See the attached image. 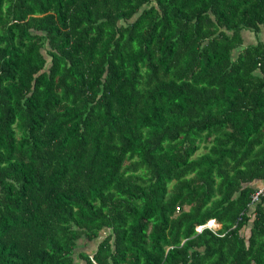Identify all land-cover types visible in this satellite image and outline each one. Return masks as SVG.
Segmentation results:
<instances>
[{
    "label": "trees",
    "instance_id": "trees-1",
    "mask_svg": "<svg viewBox=\"0 0 264 264\" xmlns=\"http://www.w3.org/2000/svg\"><path fill=\"white\" fill-rule=\"evenodd\" d=\"M263 29L264 0H0V264H264Z\"/></svg>",
    "mask_w": 264,
    "mask_h": 264
},
{
    "label": "crops",
    "instance_id": "crops-1",
    "mask_svg": "<svg viewBox=\"0 0 264 264\" xmlns=\"http://www.w3.org/2000/svg\"><path fill=\"white\" fill-rule=\"evenodd\" d=\"M261 40L264 42V29L261 31V33L258 35V36H255V34H253L251 31H249L247 34H246V43H250V42H254L255 40ZM218 226H217V229L221 227V224L217 223Z\"/></svg>",
    "mask_w": 264,
    "mask_h": 264
},
{
    "label": "clouds",
    "instance_id": "clouds-1",
    "mask_svg": "<svg viewBox=\"0 0 264 264\" xmlns=\"http://www.w3.org/2000/svg\"><path fill=\"white\" fill-rule=\"evenodd\" d=\"M263 187H264V185H263V186H260L259 189H261V188H263ZM259 189H258V190H259ZM214 220H215V219L209 220V221L207 222V223H208V226H207V227H211L212 225H210V222H211V221H214ZM215 222H216V220H215ZM207 223H206V224H207ZM216 223H217V222H216ZM206 224H205V225H206ZM203 226H204V225H203ZM199 227H202V226H198L197 228H199ZM212 228L217 229V226H214V227H212ZM202 229H203V228H202ZM198 231H200V228H199Z\"/></svg>",
    "mask_w": 264,
    "mask_h": 264
},
{
    "label": "built area",
    "instance_id": "built-area-1",
    "mask_svg": "<svg viewBox=\"0 0 264 264\" xmlns=\"http://www.w3.org/2000/svg\"><path fill=\"white\" fill-rule=\"evenodd\" d=\"M263 192H264V187L261 188V189H259V190L253 195V200H256L258 194L263 193Z\"/></svg>",
    "mask_w": 264,
    "mask_h": 264
},
{
    "label": "water",
    "instance_id": "water-1",
    "mask_svg": "<svg viewBox=\"0 0 264 264\" xmlns=\"http://www.w3.org/2000/svg\"><path fill=\"white\" fill-rule=\"evenodd\" d=\"M255 184H258L257 186H263V185H264V182H257V183H255ZM214 221H215V220H214ZM207 226H208V223H207L206 225L202 226V227H199V228H200V230H201L202 228L207 227Z\"/></svg>",
    "mask_w": 264,
    "mask_h": 264
},
{
    "label": "rangeland",
    "instance_id": "rangeland-1",
    "mask_svg": "<svg viewBox=\"0 0 264 264\" xmlns=\"http://www.w3.org/2000/svg\"><path fill=\"white\" fill-rule=\"evenodd\" d=\"M258 184H255V186H257ZM211 227H214L213 225ZM87 251H91V245L88 244L85 248Z\"/></svg>",
    "mask_w": 264,
    "mask_h": 264
},
{
    "label": "bare ground",
    "instance_id": "bare-ground-1",
    "mask_svg": "<svg viewBox=\"0 0 264 264\" xmlns=\"http://www.w3.org/2000/svg\"><path fill=\"white\" fill-rule=\"evenodd\" d=\"M215 224V226H217V224L216 223H214Z\"/></svg>",
    "mask_w": 264,
    "mask_h": 264
}]
</instances>
